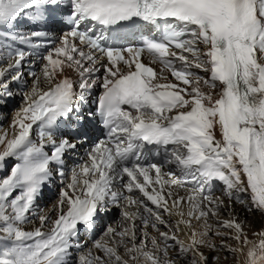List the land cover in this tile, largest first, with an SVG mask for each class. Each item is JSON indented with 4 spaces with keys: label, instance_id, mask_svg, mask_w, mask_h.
Returning <instances> with one entry per match:
<instances>
[{
    "label": "snow or ice",
    "instance_id": "snow-or-ice-1",
    "mask_svg": "<svg viewBox=\"0 0 264 264\" xmlns=\"http://www.w3.org/2000/svg\"><path fill=\"white\" fill-rule=\"evenodd\" d=\"M13 84L0 264H264L234 207L264 219V0H0V105Z\"/></svg>",
    "mask_w": 264,
    "mask_h": 264
},
{
    "label": "bare ground",
    "instance_id": "bare-ground-1",
    "mask_svg": "<svg viewBox=\"0 0 264 264\" xmlns=\"http://www.w3.org/2000/svg\"><path fill=\"white\" fill-rule=\"evenodd\" d=\"M19 28H20V30H24V31H27L28 30L27 25L25 24V22L23 20H21ZM48 46H50V44ZM143 60H146V61L150 62V58L147 55H145L143 57ZM155 66H156V70L159 71V69H160L161 66L159 64H155ZM39 70H40L39 57L36 56L34 58L33 62L30 63V64H27L25 66V69H24V71H25V77H26V80L28 81L29 84L31 83V77L28 75V73L29 72H37V73H39ZM169 78L171 79V77H169ZM12 87L17 92V95L15 96L12 104L8 103L9 102L8 101L6 104L0 105V129H3V127H1L2 125L4 126V129H7L8 128V125H9L11 119H12V116L14 115L15 110L18 108L17 106H19V104H20V95H19V92L22 90V88H17L15 84H13ZM99 91H100V89L97 88L95 90V92L93 93V96H95L96 94H98ZM91 106H93V105H91ZM85 111H87V109H85ZM85 124H88L87 117H85ZM94 134H97L98 135V133H94ZM87 147L88 146L85 145V149ZM85 149H80L77 154H70V155H68L66 157L67 169H70L71 167L75 166L76 163H79L80 162L81 158L84 155ZM9 163H13V160L11 158L7 161V164H9ZM165 171H167V168L165 169ZM56 183L58 184L59 181L57 180ZM53 186H56V185H53ZM214 189H220L219 191L217 190V192H214V195H216V196H221L222 195V184L220 182H216L215 183ZM38 203L40 205L41 201H39ZM52 204L53 203H51L47 208H45V210L48 209V208H50L52 206ZM234 207H235L236 211L240 214V218L241 219H246L248 221V223L251 225V227L248 228V233H249V237L250 238H253L252 236H250V234L253 233L254 231L260 230L262 227H264V219L261 218V216H260L259 213L252 214V213H248L246 211H242L240 209V206L239 205H234ZM116 211L117 210H113V212L111 214L113 215L114 212H116ZM111 214H109V216ZM109 216H107L104 219V221L106 219H108ZM252 218H253V221H250V219H252ZM119 220H120V218L117 219L116 223L119 222ZM253 222H255V223H253ZM28 227H30V226H28ZM85 239H87V241H88V247H91L92 236L89 235V236L85 237L82 234L81 240L83 241Z\"/></svg>",
    "mask_w": 264,
    "mask_h": 264
},
{
    "label": "rangeland",
    "instance_id": "rangeland-1",
    "mask_svg": "<svg viewBox=\"0 0 264 264\" xmlns=\"http://www.w3.org/2000/svg\"><path fill=\"white\" fill-rule=\"evenodd\" d=\"M13 100L14 99H12V100H10V104H12L13 103ZM18 107V106H17ZM1 127H3V129H4V126L2 125ZM12 163H9L8 165H11ZM2 170V171H1ZM8 174V169H7V166L4 168V169H0V178H2L3 176H5V175H7ZM217 190L219 191L220 189H215L214 190V192H217ZM57 192H58V187L57 186H53V185H49L48 187H46L45 188V190H44V193H43V195H42V197L40 198V200L39 201H41V203H40V205H39V207H41V209H45V208H47L51 203H54V201H55V199H56V194H57ZM45 197V198H44ZM38 201V202H39ZM39 204V203H38ZM113 212V211H112ZM120 218V215H119V210H117L116 212H114V214L112 215H110L109 217H108V219H106L105 221H103V224L104 225H109V224H111V225H113V226H115V224H116V221H117V219H119ZM250 221H253V218L252 219H250ZM253 223H255V222H253ZM150 235L152 234L153 236L154 235H156V233L154 232V231H151L150 230ZM100 234V229L99 228H97V232H96V234L95 235H99ZM250 236H251V234H250ZM216 242L217 243H219V240L217 239L216 240ZM230 243H231V241H230ZM206 252H207V250H205ZM209 255H210V257H212V256H215L216 255V253H208ZM219 255L221 256V260L219 261V264H237V261L230 255V254H228V253H226V252H220L219 253ZM228 256V258L227 259H224V257L225 256Z\"/></svg>",
    "mask_w": 264,
    "mask_h": 264
}]
</instances>
